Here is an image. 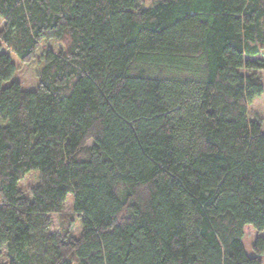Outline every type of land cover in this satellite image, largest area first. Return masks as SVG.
<instances>
[{"label": "trees", "instance_id": "16d2710c", "mask_svg": "<svg viewBox=\"0 0 264 264\" xmlns=\"http://www.w3.org/2000/svg\"><path fill=\"white\" fill-rule=\"evenodd\" d=\"M0 23L38 78L3 86L0 53V264H263L264 130L247 108L264 0H0ZM69 193L77 237L72 215L50 231Z\"/></svg>", "mask_w": 264, "mask_h": 264}, {"label": "rangeland", "instance_id": "374dc122", "mask_svg": "<svg viewBox=\"0 0 264 264\" xmlns=\"http://www.w3.org/2000/svg\"><path fill=\"white\" fill-rule=\"evenodd\" d=\"M138 4L143 6H148L152 4L155 0H136ZM1 24V23H0ZM4 52L9 55L11 61L15 66L14 74L8 80L2 82L3 86L9 85L11 82H18L22 89L24 90H33L38 84V78L36 75L20 60L19 56L10 48L6 47L2 42H0V53ZM258 75L260 76L263 82V92L255 97L252 102L248 105V117L250 119H260L262 121V129L264 130V71L257 70ZM92 141H88L87 145H91ZM38 180L37 171H30L26 173L18 182V187L21 189H27L36 184ZM73 205V196L69 193L64 202L63 209L60 213H52L50 217L52 219V224L50 227L51 232L58 231L59 227L64 222L62 219L65 215H72L74 217L73 226L71 234L73 236H78L81 231V222L80 219L74 214L72 210ZM264 235L263 233H260ZM256 232L254 228L247 224L244 227V237H243V246L246 252L253 254L251 250V243L255 238ZM264 264V262H263Z\"/></svg>", "mask_w": 264, "mask_h": 264}, {"label": "crops", "instance_id": "0c3cea01", "mask_svg": "<svg viewBox=\"0 0 264 264\" xmlns=\"http://www.w3.org/2000/svg\"><path fill=\"white\" fill-rule=\"evenodd\" d=\"M263 233V232H262ZM248 253V252H247ZM248 255H252V254H250V253H248Z\"/></svg>", "mask_w": 264, "mask_h": 264}, {"label": "bare ground", "instance_id": "6f19581e", "mask_svg": "<svg viewBox=\"0 0 264 264\" xmlns=\"http://www.w3.org/2000/svg\"><path fill=\"white\" fill-rule=\"evenodd\" d=\"M252 255H254V253H253ZM250 256H251V255H250Z\"/></svg>", "mask_w": 264, "mask_h": 264}]
</instances>
